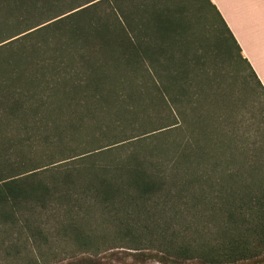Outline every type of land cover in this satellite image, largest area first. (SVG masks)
Masks as SVG:
<instances>
[{
	"label": "trees",
	"instance_id": "16d2710c",
	"mask_svg": "<svg viewBox=\"0 0 264 264\" xmlns=\"http://www.w3.org/2000/svg\"><path fill=\"white\" fill-rule=\"evenodd\" d=\"M243 69L264 95L210 0H0V226L19 233L4 254L264 255Z\"/></svg>",
	"mask_w": 264,
	"mask_h": 264
},
{
	"label": "rangeland",
	"instance_id": "374dc122",
	"mask_svg": "<svg viewBox=\"0 0 264 264\" xmlns=\"http://www.w3.org/2000/svg\"><path fill=\"white\" fill-rule=\"evenodd\" d=\"M220 66L219 68L223 70V72L227 71V73L231 75L229 78L233 76V65L231 67H227L223 64L221 67ZM243 75L246 76V80L244 86L238 84V90L240 89L242 91L241 87L243 88L244 95L248 98V101L250 100L254 102L256 101L255 99H259L262 103V115L260 113L262 119L259 117L262 120L261 123L255 124L254 121H251L250 109L249 113L246 115L248 121L246 124L247 128L245 135L249 138V140L260 142V144L264 147V95L261 89H259L250 79L247 71L244 70ZM256 126H259V129H257ZM9 229H7V227L0 226V264H85V258L89 256L88 254H85V251L77 250L64 243L53 241L50 246H41L33 242L31 239L28 243L22 244L25 246V249L19 248V255L16 257H8L4 254L3 249H9L10 246L18 243L17 239L19 238V233L17 234L12 229ZM20 234L22 238H24L22 235L23 233ZM112 247V245L109 246V248ZM143 255L144 256L138 257L129 250L113 248L110 251L101 253L98 257L94 258V264H173L164 261V256L157 252L145 251ZM175 264H177V262ZM179 264L200 263L196 261H185ZM236 264H264V255L256 260L239 262Z\"/></svg>",
	"mask_w": 264,
	"mask_h": 264
},
{
	"label": "crops",
	"instance_id": "0c3cea01",
	"mask_svg": "<svg viewBox=\"0 0 264 264\" xmlns=\"http://www.w3.org/2000/svg\"><path fill=\"white\" fill-rule=\"evenodd\" d=\"M264 89V0H210Z\"/></svg>",
	"mask_w": 264,
	"mask_h": 264
}]
</instances>
